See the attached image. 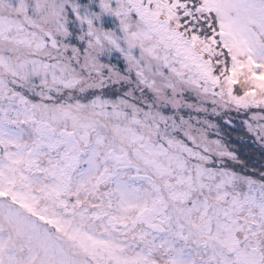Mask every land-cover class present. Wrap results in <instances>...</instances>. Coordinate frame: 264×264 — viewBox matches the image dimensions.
<instances>
[{
    "label": "snow or ice",
    "instance_id": "obj_1",
    "mask_svg": "<svg viewBox=\"0 0 264 264\" xmlns=\"http://www.w3.org/2000/svg\"><path fill=\"white\" fill-rule=\"evenodd\" d=\"M264 0H0V264H264Z\"/></svg>",
    "mask_w": 264,
    "mask_h": 264
},
{
    "label": "rangeland",
    "instance_id": "obj_2",
    "mask_svg": "<svg viewBox=\"0 0 264 264\" xmlns=\"http://www.w3.org/2000/svg\"><path fill=\"white\" fill-rule=\"evenodd\" d=\"M232 141L241 154H246L252 157V161L254 164H256V166L264 164V156L261 155V151L259 150V148L250 140L242 143L237 140V134L233 133Z\"/></svg>",
    "mask_w": 264,
    "mask_h": 264
}]
</instances>
